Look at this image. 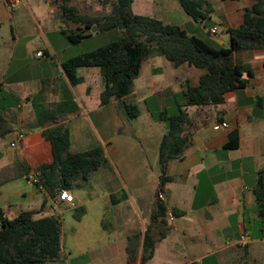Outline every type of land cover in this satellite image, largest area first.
<instances>
[{
    "label": "crops",
    "instance_id": "crops-1",
    "mask_svg": "<svg viewBox=\"0 0 264 264\" xmlns=\"http://www.w3.org/2000/svg\"><path fill=\"white\" fill-rule=\"evenodd\" d=\"M56 1L22 0L14 13L0 19V111L12 127L11 133L0 138V209L10 217L23 210H34L36 217L56 215L62 223L68 219L62 208L85 209L81 219L76 218L67 232H61V257L51 264H264V218L259 215L254 192L264 171V50L246 54L255 75L245 88L228 92L226 101L217 107L188 109L187 132L191 133L192 144L183 158L167 165L170 181L162 193L161 208L156 195L161 175L159 147L165 124L155 120L148 110L131 119L123 100L101 104L103 80L99 67L80 68L83 82L71 85L62 63L79 54L61 32L64 21ZM71 1L76 5L79 0ZM206 1L211 7L210 15L203 21L189 16L178 0H133L132 9L136 14L180 25L191 35L203 37L204 29L208 33L217 26L230 37L228 29L239 27L246 8L255 3ZM8 21L10 33L4 31ZM206 21L211 22L209 27ZM49 33L54 36L50 38ZM38 36L42 43L37 55L44 52L38 55L43 61L42 78L32 80V88L10 89L15 83L14 76L9 75L12 63L31 57L32 44ZM146 64L149 75L138 84ZM168 64L162 56H153L143 64L133 91L138 101L145 102L146 89H152V94L158 89H173L175 96L188 84L196 85L203 74V70L188 64ZM191 74L198 77L194 79ZM15 93L23 95L24 102L19 99L12 103ZM63 101L67 103L59 111L57 105ZM35 104L58 112V123L65 124L71 132V152L117 141L123 182H111V166L102 173L99 168L69 191L76 202L72 207L59 200L58 191L51 194L28 180L29 172L52 159L51 144L43 135ZM143 116L149 117L148 122L141 120ZM120 120L127 126L118 133ZM220 121H227L229 128L215 130ZM145 123L150 134L146 145L139 134L144 132ZM20 134L24 138L12 146L11 142ZM97 174L101 179L98 188L90 183ZM169 209L175 215L174 221L167 215ZM107 217L110 222L106 223ZM242 233L251 238L244 251L228 245L229 239L235 240ZM146 234L155 248L152 258L143 262ZM133 236L134 240L129 242Z\"/></svg>",
    "mask_w": 264,
    "mask_h": 264
},
{
    "label": "trees",
    "instance_id": "trees-1",
    "mask_svg": "<svg viewBox=\"0 0 264 264\" xmlns=\"http://www.w3.org/2000/svg\"><path fill=\"white\" fill-rule=\"evenodd\" d=\"M98 1L104 8L111 6L108 13L85 14L71 0L56 1L63 21L76 25V28L61 30L72 44L89 36L93 26L100 30L119 28L122 32L116 40L62 63L72 86L83 82L80 68L99 67L103 80L101 104L123 100L129 117L135 119L141 110L127 97L134 91L135 80L140 77L143 64L149 58L162 56L175 67L188 64L203 70L196 85L188 84L186 89L175 94L179 107L177 114L170 115L163 110L155 117L166 127L158 159L161 175L156 196L160 206V195L170 181L166 175L167 165L183 158L192 144L191 133L187 132L190 124L188 109L223 104L228 92L245 88L249 78L255 75L251 64L235 57V53L264 50V0H255L253 5L246 8L242 24L228 29L229 46L218 43L216 39L191 35L180 25L165 23L160 18L136 14L132 9L133 0ZM178 1L196 21H203L210 15L211 7L206 0ZM66 103H59L57 109L60 111ZM75 107L77 105L74 104ZM35 110L52 153L50 162L34 169L39 172L40 184L37 185L43 186L51 194L61 189L70 191L79 181H87L91 173L107 161L105 152L102 146L71 152V132L65 124L58 123V112L47 110L40 104H35ZM48 122L56 125L47 127L45 124ZM11 132L12 127L0 111V138H5ZM254 192L259 215L264 218V171L260 173ZM84 213V208H78L75 217L81 219ZM36 214L34 210H23L10 217L6 210L0 209V264H47L59 261L63 246L62 221L56 215L36 217ZM134 237H130L129 242ZM154 248L155 243L146 234L143 262L152 258Z\"/></svg>",
    "mask_w": 264,
    "mask_h": 264
},
{
    "label": "rangeland",
    "instance_id": "rangeland-1",
    "mask_svg": "<svg viewBox=\"0 0 264 264\" xmlns=\"http://www.w3.org/2000/svg\"><path fill=\"white\" fill-rule=\"evenodd\" d=\"M85 5L84 6H82ZM77 8H79V11L85 12V14H90V15H95V14H106L109 12L108 9H111V6L109 5L107 8H104L102 5H100L98 0H79L77 2V4L75 5ZM21 7V6H20ZM27 7V6H26ZM17 9V8H16ZM21 9V8H20ZM15 10H11L8 5L6 4L5 0H0V19L5 18V16L8 13H14ZM206 26L209 27L211 22L210 21H206ZM11 22L8 21L5 24V28L4 31L9 32L11 31L10 26ZM188 28H190V24L185 25ZM63 27L64 28H76V25L65 21L63 23ZM90 35L87 36L86 38H84L81 42L77 43V44H73L74 47V51L78 52L77 54H81L84 52H89L92 50H95L101 46H104L114 40H116L117 38H119L122 34L121 30L119 28H114L111 30H100L97 27V30L93 31L92 29L89 31ZM61 35V34H59ZM219 35L221 36V39L216 40L218 43L221 44V41L223 42L222 44L225 46H229L230 45V37L227 33V31L223 30L222 28L219 30ZM54 35L52 33H49V37L52 38ZM202 36L204 38H211L214 39L210 34L206 33V30L204 29L202 31ZM63 37V36H62ZM68 43L69 40L67 38H65ZM41 39L39 38V36L37 37V39L33 42L32 44V48H33V54L31 55V57H27V59H24L23 61H19V60H15L12 65L11 68L9 70V75L10 76H14V82L13 84L10 85V89H28V88H32V80L34 79H41L42 78V63L43 61L41 60L40 56L37 55V48L38 46L41 45ZM72 44V43H71ZM248 51H242V52H237L235 53V57L242 59L246 62L247 58H246V54H248ZM164 61L168 64V65H173L171 62H169L165 57H163ZM149 64H146L145 66V70L142 74L141 79L137 82L138 84L141 83L143 80H147V77L149 75V72H147V66ZM172 67V66H171ZM44 72V71H43ZM192 77L194 79H196L198 77L197 74H191ZM190 75V76H191ZM9 79V78H8ZM7 79V81H9ZM135 87V86H134ZM180 86H176V88L178 89ZM62 89V88H60ZM136 89H134L135 91ZM152 89H146V100L144 101H138V95L134 92V94H130L127 97V100L131 103H135L138 105L139 109L141 110V112H145L146 110L149 111V113L153 116V118L155 119V117L163 110H166L168 112V114L173 115V114H177L179 112V107L177 104V100L173 94V89H163V90H159L157 91L156 94H152L151 93ZM15 98L11 99L12 103H17L18 100H22L24 102V97L23 95L19 94V93H15ZM260 112L262 110H259ZM145 115V114H144ZM149 117L148 116H143L141 118V120L143 122H148ZM156 120V119H155ZM127 126V123H125L123 120L119 121L118 124V129L117 132H124L125 128ZM145 127L144 132L139 131V134L141 136V140L143 142V144L146 145V141L148 140V135L149 134V129H148V124L145 123L143 125ZM91 130V129H90ZM90 134L92 135V132L89 131ZM155 138V136H153V139ZM118 147V149L115 151L114 148ZM102 148L105 152L106 155V159L107 161L104 162L101 166H100V172H103V169L105 167H112L113 168V174H110L109 176L111 177V182L112 183H122L123 179L120 175L121 172V157H120V149H119V143L117 141H112L110 144L105 143V145L102 143ZM14 149V148H13ZM151 150V147L149 148V152ZM101 175V174H100ZM98 177H94V179L92 180L93 186H95L96 188L99 187V184L101 180L99 177V174H97ZM83 182V181H79L77 184L79 186V184ZM129 194L134 195V192H131ZM130 196V195H129ZM63 210L66 211L68 219L65 223H62V233L64 234L65 231L67 232V229H69L70 224H73V221H75L76 217H75V213L76 210L73 209H68L66 210V208H62ZM85 214V213H84ZM107 220L110 222V218L107 217L106 219V223ZM261 224L263 225V222L261 221ZM64 236V235H63ZM258 238V237H255ZM64 240V238H63ZM229 241H233V239H229ZM238 247V246H237ZM238 249L244 251L245 248H241L238 247ZM69 258H72V255L70 253H68ZM47 264H51L50 262Z\"/></svg>",
    "mask_w": 264,
    "mask_h": 264
},
{
    "label": "built area",
    "instance_id": "built-area-1",
    "mask_svg": "<svg viewBox=\"0 0 264 264\" xmlns=\"http://www.w3.org/2000/svg\"><path fill=\"white\" fill-rule=\"evenodd\" d=\"M6 4L8 5V7L11 10H15L20 3L22 2V0H5ZM208 33L216 40H219L220 35H219V28L217 26H213L209 29ZM38 55L42 56L44 55L43 51H39ZM229 123L227 121H220L218 122L215 126L214 129L215 130H221V129H227L229 128ZM24 138V134H20L17 138L16 141H12L11 145L12 146H16V143L19 140H22ZM28 180L32 181L34 184H40V178H39V172L36 170H33L31 172L28 173L27 175ZM58 198L59 200H63L66 201L68 204H70L72 207H75L76 202H75V197L72 193H70L68 190L66 189H61L60 192L58 193ZM160 198L164 200L163 195H160ZM169 219L171 221L175 220V215L172 211V209L168 210L167 213ZM251 242V238L246 234V233H242L239 238L233 240V241H229L228 245H234V246H238L241 248H246L249 243Z\"/></svg>",
    "mask_w": 264,
    "mask_h": 264
},
{
    "label": "water",
    "instance_id": "water-1",
    "mask_svg": "<svg viewBox=\"0 0 264 264\" xmlns=\"http://www.w3.org/2000/svg\"><path fill=\"white\" fill-rule=\"evenodd\" d=\"M92 30L93 31L97 30V26H93Z\"/></svg>",
    "mask_w": 264,
    "mask_h": 264
}]
</instances>
